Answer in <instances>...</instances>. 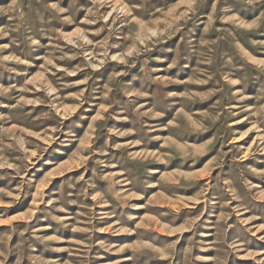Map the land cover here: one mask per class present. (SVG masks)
<instances>
[{"label":"rangeland","instance_id":"obj_1","mask_svg":"<svg viewBox=\"0 0 264 264\" xmlns=\"http://www.w3.org/2000/svg\"><path fill=\"white\" fill-rule=\"evenodd\" d=\"M0 264H264V0H0Z\"/></svg>","mask_w":264,"mask_h":264}]
</instances>
